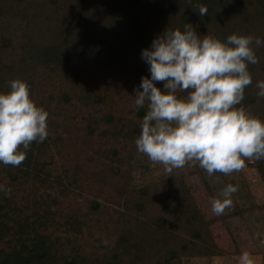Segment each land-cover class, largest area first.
<instances>
[{"label": "trees", "instance_id": "16d2710c", "mask_svg": "<svg viewBox=\"0 0 264 264\" xmlns=\"http://www.w3.org/2000/svg\"><path fill=\"white\" fill-rule=\"evenodd\" d=\"M201 4L208 8L203 17ZM186 23L201 38L226 41L235 33L264 40V0H0V92L10 91L13 79L26 81L31 98L49 114L47 138L27 150L20 146L26 158L19 166L0 163V185L11 189L0 191V264H183L189 254H223L209 232L211 221L185 196L188 186L181 178L173 191L166 183L118 186L121 208L115 219L103 221L119 226L113 237L95 227L93 218L63 210V196L74 191L78 178L54 171L53 161L45 159L57 141L56 127L66 128L62 118L55 122L63 108H49L55 98L44 88L49 80L52 87L59 84L62 101L89 111L90 117H79L87 134L80 145L132 173L146 106L137 108L125 92L135 95L141 77L150 76L142 49L167 28L183 30ZM252 47L259 62L248 64L252 83L235 107L264 120V97L256 87L264 80V45L253 41ZM117 74L131 81L122 84ZM156 83L163 90V82ZM112 87L125 88L116 101L108 92ZM100 121L110 127L99 133L104 139L126 137L133 150L126 153L114 140L108 147L90 142ZM253 166L264 181V160ZM92 208L100 212V203L93 201Z\"/></svg>", "mask_w": 264, "mask_h": 264}, {"label": "clouds", "instance_id": "9594fccd", "mask_svg": "<svg viewBox=\"0 0 264 264\" xmlns=\"http://www.w3.org/2000/svg\"><path fill=\"white\" fill-rule=\"evenodd\" d=\"M203 17L206 5L198 8ZM264 45L260 37L231 34L226 41L203 38L191 23L183 30L167 28L156 36L141 58L150 76H142L134 103L146 112L139 121L137 150L171 173L186 163L198 162L211 177L230 174L245 166V159L264 160V120L249 114L241 101L252 83L248 64L259 58L252 47ZM163 82V90L157 86ZM264 97V80L256 83ZM10 91L0 92V163L19 166L31 142L49 135L48 112L31 98L26 81L13 79ZM142 89V90H141ZM178 92H186L178 96ZM0 191L10 188L0 185ZM238 186L227 184L210 198L211 211L224 213ZM264 246V240L260 241ZM238 264H255L252 254L242 251Z\"/></svg>", "mask_w": 264, "mask_h": 264}, {"label": "rangeland", "instance_id": "374dc122", "mask_svg": "<svg viewBox=\"0 0 264 264\" xmlns=\"http://www.w3.org/2000/svg\"><path fill=\"white\" fill-rule=\"evenodd\" d=\"M116 77L118 78L116 81H122V84L131 81L129 76L117 74ZM54 83L53 87L49 84V80L44 84L45 90L55 94L53 102L48 105L52 112H58V109L63 108L61 117L56 116L55 122L62 118L66 128L56 127L54 137L57 141L51 142L47 150L48 155L44 158L53 161L51 169L54 171L60 170L63 174L69 173L70 178H78L76 184L74 183V191L69 196H63L62 205L65 212H73L76 216H89L94 219L95 227H101L104 230L103 234L115 237L119 226L115 222L104 224L103 221L110 215L115 219L113 214L121 208L122 198L117 191L118 186L130 182L133 188L146 184L159 187L161 183H166L168 190L173 191L179 189L181 178L188 186L185 196H190L188 198L203 217L211 221L209 227L211 237L224 251L220 255L189 254L184 257L183 264H238L242 251L250 252L255 264H264V246L260 244V241L264 240V181L253 166L254 159L244 158L245 166L230 174L215 172L210 177L198 162L186 163L184 167L173 169L171 173H168L161 163L151 161L146 154L139 152L135 147V165L130 173L131 171L97 158L80 145L87 140V134L84 130V122L79 117L81 115L90 117L89 111L82 105L62 101L59 95V84ZM124 89L112 87L108 92L116 101L121 93L125 92ZM125 93H127V99L134 104L132 100L134 95L128 94V91ZM58 104L61 105L58 106ZM129 109L128 107V111ZM77 113H79L78 118H74ZM136 123L137 121L133 122V124ZM128 126L129 122L126 123V127ZM108 127L100 121L95 135L90 137V142H104L105 147H108L110 143L117 141L115 145L124 149L126 153L133 150V141L126 137L113 139L114 141L111 138L104 139L105 137L99 133ZM172 177L175 179L171 180ZM227 184L237 185L238 191L232 195L231 206L226 207L223 214L216 215L211 211L210 198L217 197ZM93 201L100 203V212L93 210ZM99 244H102V241Z\"/></svg>", "mask_w": 264, "mask_h": 264}]
</instances>
